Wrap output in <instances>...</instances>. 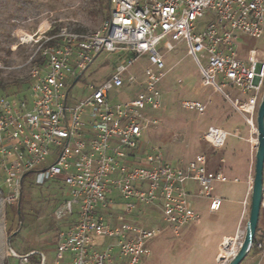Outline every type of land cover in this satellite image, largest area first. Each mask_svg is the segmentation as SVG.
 <instances>
[{"label":"built area","instance_id":"built-area-1","mask_svg":"<svg viewBox=\"0 0 264 264\" xmlns=\"http://www.w3.org/2000/svg\"><path fill=\"white\" fill-rule=\"evenodd\" d=\"M108 4L109 17L101 29H62L46 37L49 45L41 49V61L31 70L28 96L0 98V205L20 201L29 176L38 185L61 179L68 198L56 208L55 219L76 218L58 234L57 258L69 255L71 264H114L117 259L121 264H141L164 231L180 238L199 217L189 182L197 183L200 194L211 199L210 210L221 206L222 199L212 197V192L228 177L210 170L204 155L175 164L155 147L138 158L147 131L160 124L156 113L163 97L158 85L165 68L161 44L172 51L174 42H185L203 85L220 92L255 131L264 94V51L259 55L251 49L246 59L239 53L241 35L257 39L264 35V0H108ZM104 52L126 57L105 80L89 85L82 98L72 99L73 87ZM142 59L147 60L142 65L143 89L133 99L113 102L112 91L125 86L126 74ZM228 88L240 94L233 96ZM182 104L200 114L207 108L193 99ZM233 134L210 126L204 137L222 147ZM257 140L252 139L256 146ZM151 208L159 211L164 227L145 222L143 216ZM256 237L251 250L264 249V227ZM230 238L223 241L218 256L225 264L239 250L228 252L235 240L229 243ZM36 253L45 264L42 252L19 254L9 247V256L18 259L9 264H29Z\"/></svg>","mask_w":264,"mask_h":264},{"label":"rangeland","instance_id":"rangeland-1","mask_svg":"<svg viewBox=\"0 0 264 264\" xmlns=\"http://www.w3.org/2000/svg\"><path fill=\"white\" fill-rule=\"evenodd\" d=\"M108 15V0H0V98L29 95L31 70L41 61V49L49 45L46 37L62 29L96 31L102 28ZM174 44L172 51L167 50L164 44L159 47L165 61L164 75L158 85L163 97L162 109L156 113L160 124L147 131L138 158L141 159L156 147L162 150L165 159L179 164L188 162L199 152L206 130L210 126L220 125L219 121L227 120L228 111H234L235 107L220 92L203 85L200 69L188 54L186 43L181 41ZM240 46L239 53L244 59L249 56L251 49L261 55L264 51V35L260 39L241 35ZM125 57V53L100 54L85 76L73 87L71 98H82L89 85L105 80L113 66ZM146 62L142 59L129 70L125 86L112 91L113 102L133 99L143 89L146 75L142 65ZM131 77L134 79L130 80ZM227 91L233 96L238 92L230 88ZM187 99L205 103L206 111L200 114L186 109L182 103ZM255 124L257 128V117ZM255 132L257 138L258 130ZM67 198L68 189L61 179L38 185L34 177L29 176L22 188L20 201L0 205V217L8 211L9 235L19 230L20 221L23 220L20 231L9 240L12 248L18 253L29 252L33 239L49 237L52 244L48 245L50 252L46 264H53L57 255L54 253L55 243L62 230L61 223L68 219L58 222L54 212ZM148 211L150 214L159 213L156 208ZM260 217L258 231L263 229L264 209ZM154 221L145 222L150 224ZM159 225L164 227L163 223ZM246 231L247 225L233 237L236 238L234 242H243ZM166 234L167 230L155 239V242L163 243H159L157 249L151 245L152 253L142 264H186L189 256L186 257L183 246L177 238H166ZM234 246V243L230 244L228 252H233ZM29 264H42L41 256L34 254ZM241 264H264V249L250 250Z\"/></svg>","mask_w":264,"mask_h":264},{"label":"crops","instance_id":"crops-1","mask_svg":"<svg viewBox=\"0 0 264 264\" xmlns=\"http://www.w3.org/2000/svg\"><path fill=\"white\" fill-rule=\"evenodd\" d=\"M239 94L237 92L236 95ZM219 122L221 124L216 126L234 134L228 137L222 147L213 146L203 136L202 140L204 142L197 154L204 155L208 168L223 172L228 177V181L217 183L212 192V197L222 199L221 206L217 211L210 210L211 199L200 194L197 183H188L193 205L199 217L183 230L180 238H177L183 246V251L186 252V257L189 256V259H186V264H224L218 260L223 241L238 235L240 229L247 225L250 218L257 151V146L252 141L255 138V131L250 128L244 116L237 110L228 111V119ZM3 214L4 216L0 217V264L16 263L18 259L9 256L8 211ZM143 217L147 222L156 221L150 223V225L163 223L159 213L150 214V211H148ZM75 218L76 215L69 217L67 221L64 220L61 223L62 230H67ZM262 227H264V224ZM165 237L176 238L169 230H167ZM50 240L49 237L43 240L33 239V245L30 247V251H39L45 255V264L48 263V253L50 252L48 245L52 244ZM159 243L162 244L163 242H155L154 240L151 244L152 248L157 249ZM55 245L54 253L56 254L57 242ZM65 258L58 260L56 255L53 264H71L69 255H66ZM114 264H121V261L117 259Z\"/></svg>","mask_w":264,"mask_h":264},{"label":"water","instance_id":"water-1","mask_svg":"<svg viewBox=\"0 0 264 264\" xmlns=\"http://www.w3.org/2000/svg\"><path fill=\"white\" fill-rule=\"evenodd\" d=\"M258 146L256 151L255 178L252 188L250 218L244 241L237 254L228 264H241L250 252L259 227L264 199V94L257 115ZM9 247L10 241H9Z\"/></svg>","mask_w":264,"mask_h":264},{"label":"bare ground","instance_id":"bare-ground-1","mask_svg":"<svg viewBox=\"0 0 264 264\" xmlns=\"http://www.w3.org/2000/svg\"><path fill=\"white\" fill-rule=\"evenodd\" d=\"M233 239H236V238H230V241H229V243H232L233 242ZM228 243V244H229ZM234 244H235V246H234V251H237V249L240 247V245H241V242H233Z\"/></svg>","mask_w":264,"mask_h":264},{"label":"trees","instance_id":"trees-1","mask_svg":"<svg viewBox=\"0 0 264 264\" xmlns=\"http://www.w3.org/2000/svg\"><path fill=\"white\" fill-rule=\"evenodd\" d=\"M108 17H109V15H108ZM108 17H107V18H108ZM32 256H33V255H32ZM30 258H31V257H30Z\"/></svg>","mask_w":264,"mask_h":264}]
</instances>
